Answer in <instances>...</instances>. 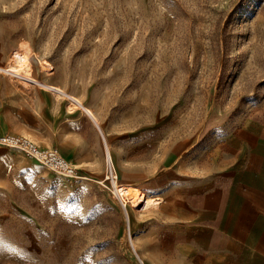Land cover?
<instances>
[{"label":"rangeland","instance_id":"obj_1","mask_svg":"<svg viewBox=\"0 0 264 264\" xmlns=\"http://www.w3.org/2000/svg\"><path fill=\"white\" fill-rule=\"evenodd\" d=\"M22 45L100 143L74 178L7 147L23 157L0 174V264H146L134 225L160 205L126 210L114 181L159 196L175 160L264 116V0H0L5 66Z\"/></svg>","mask_w":264,"mask_h":264},{"label":"crops","instance_id":"obj_2","mask_svg":"<svg viewBox=\"0 0 264 264\" xmlns=\"http://www.w3.org/2000/svg\"><path fill=\"white\" fill-rule=\"evenodd\" d=\"M7 56L4 49L0 136L22 135L41 148L66 150L75 165H91L100 141L93 128L91 138L79 132L85 116L72 114L70 98L50 81L6 71ZM22 157L0 144V174ZM175 161L174 171L164 170L160 206L150 209L158 217L135 221L146 264H264V116L250 118L212 158Z\"/></svg>","mask_w":264,"mask_h":264},{"label":"bare ground","instance_id":"obj_3","mask_svg":"<svg viewBox=\"0 0 264 264\" xmlns=\"http://www.w3.org/2000/svg\"><path fill=\"white\" fill-rule=\"evenodd\" d=\"M33 59L30 55L29 48L25 45L21 46V49L11 55L10 58V64L5 66V70L11 73L12 75L24 77V78H32L31 72L33 67ZM47 66H50L47 65ZM54 89L58 92L62 93L63 90L59 88L58 86H54ZM64 93V92H63ZM63 95V94H61ZM70 100L72 101V104L77 106L80 105L83 107V110H85L86 113H88L89 117H91L95 124L98 125V120L96 118V115L94 111L88 107L85 106L80 102V99L73 95H69ZM100 127V125H98ZM102 131V130H101ZM106 143V152H107V161L110 166V168L113 167V157L112 152L110 151L109 144L107 143V140L105 139ZM117 178V176L115 177ZM115 184V194L119 197L121 200L123 206L127 210V206L131 205L133 207H138L141 210L149 209L151 207H157L160 205V201L162 198L160 196H156L154 194H149L142 190L141 188L128 184V183H119L118 181H114ZM133 242V241H132Z\"/></svg>","mask_w":264,"mask_h":264},{"label":"built area","instance_id":"obj_4","mask_svg":"<svg viewBox=\"0 0 264 264\" xmlns=\"http://www.w3.org/2000/svg\"><path fill=\"white\" fill-rule=\"evenodd\" d=\"M0 144L21 150L28 158L41 162L65 177L74 178L78 175L77 168L57 148H41L25 136L12 134L0 136Z\"/></svg>","mask_w":264,"mask_h":264}]
</instances>
